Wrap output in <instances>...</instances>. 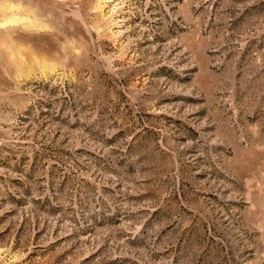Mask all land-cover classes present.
<instances>
[{
	"label": "rangeland",
	"instance_id": "374dc122",
	"mask_svg": "<svg viewBox=\"0 0 264 264\" xmlns=\"http://www.w3.org/2000/svg\"><path fill=\"white\" fill-rule=\"evenodd\" d=\"M0 264H264V0H0Z\"/></svg>",
	"mask_w": 264,
	"mask_h": 264
}]
</instances>
